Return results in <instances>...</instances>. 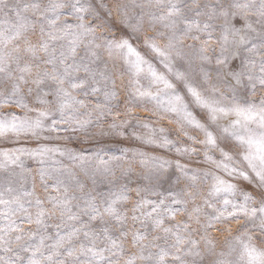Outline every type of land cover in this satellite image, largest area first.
<instances>
[{"label":"snow or ice","instance_id":"6c2138e0","mask_svg":"<svg viewBox=\"0 0 264 264\" xmlns=\"http://www.w3.org/2000/svg\"><path fill=\"white\" fill-rule=\"evenodd\" d=\"M0 264H264V0H0Z\"/></svg>","mask_w":264,"mask_h":264},{"label":"rangeland","instance_id":"374dc122","mask_svg":"<svg viewBox=\"0 0 264 264\" xmlns=\"http://www.w3.org/2000/svg\"><path fill=\"white\" fill-rule=\"evenodd\" d=\"M141 115H145V114L144 113H141ZM163 123L166 125L167 124V121H164Z\"/></svg>","mask_w":264,"mask_h":264}]
</instances>
